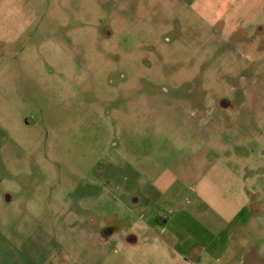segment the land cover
I'll return each mask as SVG.
<instances>
[{"label": "rangeland", "instance_id": "obj_1", "mask_svg": "<svg viewBox=\"0 0 264 264\" xmlns=\"http://www.w3.org/2000/svg\"><path fill=\"white\" fill-rule=\"evenodd\" d=\"M238 1L0 0V264H189L146 227L192 154L249 198L200 264H264V7L229 29Z\"/></svg>", "mask_w": 264, "mask_h": 264}, {"label": "crops", "instance_id": "obj_2", "mask_svg": "<svg viewBox=\"0 0 264 264\" xmlns=\"http://www.w3.org/2000/svg\"><path fill=\"white\" fill-rule=\"evenodd\" d=\"M263 7L264 0H239L233 5L234 15L225 17L224 22L229 29L251 26L258 22ZM153 184L160 191L163 213L153 215L152 225L146 228L152 231L158 249L167 250L172 262L200 264L233 259L239 231H245L250 219L249 198L225 192L209 177L206 162L197 160L195 154L188 159L174 158ZM132 228L130 241L137 239Z\"/></svg>", "mask_w": 264, "mask_h": 264}]
</instances>
